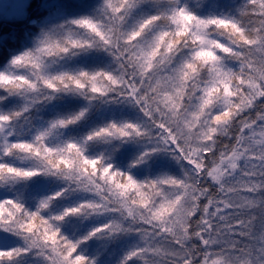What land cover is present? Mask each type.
I'll return each instance as SVG.
<instances>
[{"label": "snow or ice", "instance_id": "6c2138e0", "mask_svg": "<svg viewBox=\"0 0 264 264\" xmlns=\"http://www.w3.org/2000/svg\"><path fill=\"white\" fill-rule=\"evenodd\" d=\"M0 264H264V0H98L0 62Z\"/></svg>", "mask_w": 264, "mask_h": 264}, {"label": "trees", "instance_id": "16d2710c", "mask_svg": "<svg viewBox=\"0 0 264 264\" xmlns=\"http://www.w3.org/2000/svg\"><path fill=\"white\" fill-rule=\"evenodd\" d=\"M46 0L44 2H47ZM49 4L41 5L43 0H32L27 10L30 20H18L16 22H5L0 25V32L6 34L0 41V62H3L13 52H19L25 48L32 47L33 38L39 32L41 22L49 16H53V22H60L80 15H90L91 9L98 0H51ZM238 3L239 0H236ZM62 14L55 16L57 11ZM207 11V10H205ZM204 14V12L198 13Z\"/></svg>", "mask_w": 264, "mask_h": 264}, {"label": "rangeland", "instance_id": "374dc122", "mask_svg": "<svg viewBox=\"0 0 264 264\" xmlns=\"http://www.w3.org/2000/svg\"><path fill=\"white\" fill-rule=\"evenodd\" d=\"M32 0H0V25L5 22H16L18 20H31L28 15V8ZM40 2L41 5H46L52 2L51 0ZM58 23V22H57Z\"/></svg>", "mask_w": 264, "mask_h": 264}]
</instances>
